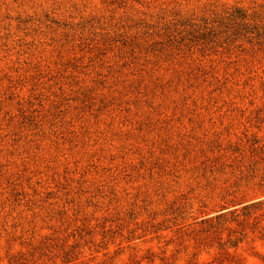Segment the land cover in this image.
I'll return each mask as SVG.
<instances>
[{
  "label": "rangeland",
  "instance_id": "1",
  "mask_svg": "<svg viewBox=\"0 0 264 264\" xmlns=\"http://www.w3.org/2000/svg\"><path fill=\"white\" fill-rule=\"evenodd\" d=\"M264 0H0V264H264Z\"/></svg>",
  "mask_w": 264,
  "mask_h": 264
},
{
  "label": "trees",
  "instance_id": "2",
  "mask_svg": "<svg viewBox=\"0 0 264 264\" xmlns=\"http://www.w3.org/2000/svg\"><path fill=\"white\" fill-rule=\"evenodd\" d=\"M264 203V200H260V201H256V202H253V203H250V204H247L243 207V210L246 211V212H250L252 211L253 209L257 208L259 205L263 204Z\"/></svg>",
  "mask_w": 264,
  "mask_h": 264
}]
</instances>
